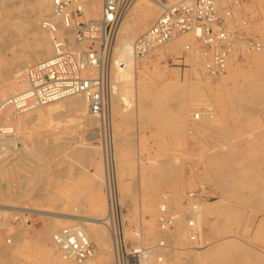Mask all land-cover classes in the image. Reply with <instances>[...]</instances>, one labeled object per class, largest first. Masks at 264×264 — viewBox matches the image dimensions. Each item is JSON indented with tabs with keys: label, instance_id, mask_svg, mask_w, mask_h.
<instances>
[{
	"label": "rangeland",
	"instance_id": "374dc122",
	"mask_svg": "<svg viewBox=\"0 0 264 264\" xmlns=\"http://www.w3.org/2000/svg\"><path fill=\"white\" fill-rule=\"evenodd\" d=\"M36 1L24 0L20 9L27 11ZM40 1L48 14H52L49 0ZM159 2L171 6L177 0ZM221 3L223 6L234 4L236 19L247 23L246 35L264 45V0H221ZM148 4L154 18L145 29L134 32L131 39L144 33L161 13L160 7ZM95 6L93 11L96 12L99 6ZM136 8L135 4L127 19L135 21ZM96 17L89 16L86 11V18ZM3 20L0 21V30H5V42L10 44L12 39L6 35V28L14 34L18 26ZM38 32L45 38L46 50L50 54L48 37L40 29ZM14 35L16 37L18 33ZM185 36L176 39L180 43L179 49L171 50L173 44H169L146 61L136 63L140 72L135 81H117V69L112 74L119 89V95L112 101V114L127 239L132 245L151 249L150 264H155L158 257H163L166 264H209L204 257L201 261L193 259L196 248L201 247L211 248L216 264H264V227H259L264 221V189L258 187L264 188V98L258 103L252 102L255 94L263 93L264 85L250 82L246 86L244 83L257 75L249 61L257 52L246 53L238 48L229 60L225 75L210 81L201 72L195 41L184 43L181 40ZM16 38L9 50L0 53V65L1 62L6 63L3 56L10 63H15L24 46L29 51L34 50L31 35ZM187 45L191 47L190 52L184 50ZM260 54L263 63H260L262 69L259 72L264 78V54ZM41 61H34L24 69ZM194 84L202 85L203 95L192 92ZM2 87L5 86L0 84V90ZM3 93V97L7 96ZM120 97L129 100V111L124 112L126 105L119 102ZM232 100L251 103L242 105L238 111L231 105ZM243 106L254 110L253 114L243 113ZM197 108L208 111L210 115L202 121H194L193 114ZM41 110L43 116L25 117L27 130L18 127L14 135L0 140V161L19 157L25 148L32 150L30 158L19 161L22 169L14 170L12 177L9 174L7 180L0 181V209H23L27 212L16 227L1 222L0 264H54L50 256H57L60 259L58 264H70L64 262L58 253L52 241L53 233L73 225L78 218L88 222L104 219L107 213L101 149L92 136L98 128L97 121L91 119L88 125L94 122L93 125L85 130H64L68 117L59 115L57 111L46 112L45 107ZM22 131L27 137L31 133L33 136L37 134L30 138L32 143L26 137L27 141L24 140ZM35 138L44 146L38 153H33ZM17 160L20 158L11 162ZM123 163L128 165L127 171H122ZM219 165L231 167L232 174L242 178L241 183L222 191L218 187ZM160 169L164 174L167 171V175L158 176L156 171ZM138 170H142L147 179L139 181ZM153 185L158 186L156 193L152 192ZM202 188L205 189V198L195 203L194 210L185 208L183 200L186 195ZM164 196L170 198L169 210L179 217L174 230L165 233L160 231L158 224V212ZM96 197L104 202L102 215L92 212L91 203ZM38 212L49 214L42 216ZM63 216L75 220L62 221L60 218H65ZM3 220L8 221L7 214ZM189 221H194L198 245L195 239H190ZM51 223L55 224L54 229L50 228ZM85 228L97 251L95 264H112V254L108 252L111 246L109 249L98 242L92 232L93 227L85 224ZM102 230L110 240L107 230ZM136 233L141 234V243ZM160 242L164 243L163 249L156 248Z\"/></svg>",
	"mask_w": 264,
	"mask_h": 264
},
{
	"label": "built area",
	"instance_id": "2783aa9c",
	"mask_svg": "<svg viewBox=\"0 0 264 264\" xmlns=\"http://www.w3.org/2000/svg\"><path fill=\"white\" fill-rule=\"evenodd\" d=\"M133 1L100 0V16L89 19L86 18V0H51L54 19H46L41 25L48 35L51 56L24 69L13 81L14 89L0 100V134H4L6 128L13 127V118L36 107L75 96L85 98L87 112L98 123L92 136L101 149L107 206L101 223L110 237L112 264H145L150 253V248L132 245L125 235V210L119 191L111 108L112 74L124 66L115 54L118 26ZM246 31V21L235 17L234 4L223 6L217 0H177L171 6L162 4L159 17L133 40L131 51L135 62L142 63L154 56L158 48L193 33L201 72L207 80L213 81L225 74L238 48L246 53H264V45L248 37ZM184 50L190 52L191 47L187 45ZM88 72L94 74L88 75ZM204 198L205 189L202 188L187 194L183 204L188 208ZM5 214L7 222L3 220ZM25 214L23 209H0V225L8 223L16 227ZM158 215L161 232L173 229L177 214L170 211L166 203L159 208ZM187 228L190 239H195L198 245L195 226L190 222ZM52 241L70 264H95L97 251L83 226L75 223L65 226L53 233ZM156 248L163 249L164 243L160 242ZM155 264L166 262L158 257Z\"/></svg>",
	"mask_w": 264,
	"mask_h": 264
},
{
	"label": "bare ground",
	"instance_id": "6f19581e",
	"mask_svg": "<svg viewBox=\"0 0 264 264\" xmlns=\"http://www.w3.org/2000/svg\"><path fill=\"white\" fill-rule=\"evenodd\" d=\"M23 1L24 0H0V21H2L4 19L3 21H7L10 24L11 23L17 24L18 27H17V30L14 33V34L18 33V35H16V37H22L23 38L24 35H31L33 37V41H34V45H35V48H34V50L32 49V51H29V50L25 49L24 48L25 46H24L23 47V51L20 52L19 59L15 63H10V61H8L7 58H5L3 56L4 61L6 63H2L1 62L2 66L0 65L1 66L0 67V84H3L5 87H2L0 91L4 92L3 93L4 95H8L11 92V91L10 92H6V90H13L14 89L13 81L17 78L18 75H20V72L22 73V69H24L25 67L29 66L34 61L47 59L50 56L51 51H52V49H51L50 54H48V52L46 50V46H45V38L40 35V33L38 32V29H40L46 35V37H48L46 32L42 29L41 25L44 22V20H46V19H54L53 13L52 14L51 13L48 14L47 9L45 8L46 6L40 0L36 1V4H34L27 11H25V10L23 11V10L20 9L21 4H22ZM49 2H50V5H51V0H49ZM148 2L153 4V5H155V6H157V7H160V9H161L162 3H160L159 0H134L133 1V5L130 8V10L120 20V23H119V26H118V32H117V36H116L115 54H116V59L119 60V61H122L124 66L122 68H118L117 69L118 75L116 76V78H117V81H119V82H124V81L127 82L128 80L130 82L135 81L137 74H139V72H140L138 70V68H137V64H136V62H135V60L133 58V54H132V51H131V45H132V42H133L134 39H131L130 36L133 35L134 32H140L142 29H145L150 24L152 19L154 18V14H153V12H152V10L150 8L151 5L149 6ZM217 3L219 5L222 4L221 0H217ZM135 4L137 5L136 13L134 14L135 15V17H134L135 21H132L131 18L127 19V17L131 13L132 9L135 7ZM94 5H96L95 7L99 6V9H100V5H101L100 0H92V1H90V3H89V0H88L86 2L85 8H86L87 14L89 16H97L96 18H94V19H97L100 16V11H99V13L97 12L99 9L96 12L93 11V6ZM87 7H88V9H87ZM51 9H52V12H53L52 5H51ZM94 10H95V8H94ZM18 23H20V24H18ZM123 26H125V27L122 30ZM6 33H7L6 34L7 36H10L12 41H11L10 44L6 43L5 42V30H0V53L1 54L4 51L9 50L11 48V46H12L11 45L12 42L14 43L15 39H17L15 37V35L13 34L12 30H8L6 28ZM185 35L186 36L181 40L182 42L188 43V44H192L193 40L195 41V35L193 33H188V34H185ZM178 38H176V39H178ZM176 39H174L173 41L165 44L162 47H166V45L173 44V47H170L171 50H175L177 48L179 49L180 48V43L179 42L177 43ZM47 40H49V39L47 38ZM18 42H19V40H18ZM195 45H196V41H195ZM50 47H51V45L49 43V48ZM162 47L158 48L157 51H159V49H161ZM167 48H168V46H167ZM184 49H185V47H184ZM260 53H263V52H257L249 59L251 65L254 66V69H255V72H257L256 73L257 75H256V77L254 76L253 78H255V79H253L251 81H248V82L244 81L246 86L249 85L250 82H258V83H262L264 85V78L262 77V74H260L261 69H262V68H260V63L261 64L263 63V59H262V56H261ZM194 73L198 75L199 72H197V73L194 72ZM87 74L88 75H93L94 72H88ZM224 75H222L220 77H223ZM220 77H218L217 79H219ZM233 79H234L233 83L235 84L236 83L235 77H233ZM115 80L116 79H114V77L112 76V91H113V93H112V97H111V108H112V101L119 95V89H118V87L116 85L117 83H114ZM191 90H192V92L194 94L203 95V93H204V88L200 84L192 85L191 86ZM1 93H0V98L3 97V95ZM78 97H82V96L70 97V98H67V99H64V100H61V101H57V102H54V103H51V104H47V105H44V106H39V107H36V108L30 110L28 113H26V114H24V115H22L20 117L13 118L12 126L14 128L13 127L11 129H9V128L7 129L6 128L4 130V134H0V140L5 138V137H9L10 136L9 135L10 132L11 133L12 132L15 133L18 127H20L21 129L22 128L25 129L26 128L25 126L27 125V123H25V122H27V118H25V117H31L33 115H35V116L42 115L44 113L43 110H41L43 107H45L46 112H53V111L56 112L57 111L59 115H63L64 117L66 116V118L67 117L69 118V121H68V123H66V126H65L64 130L68 129V128L69 129L85 130L86 128H88V126H92L93 125L94 122L91 123V125L90 124L88 125V123L91 121V119H94V118L91 117L90 115H88V113H87V104H86L85 98L82 97L81 99H78ZM261 98H264V91H263V93L261 95L255 94L252 102L253 103H258V101ZM119 102H122L123 104L126 105L125 106L126 109H125L124 112L129 111L131 109V108H129L131 104L129 103V100L126 97H120L119 98ZM230 103H231L232 106H234L236 108V110L238 109V111H239L241 109L240 107L242 105H249L251 102L247 101V102L242 103V102H239V101H236V100H232V102H230ZM242 108L243 109L241 111L243 113H245V114H253V112H254V110L246 108L245 106H243ZM198 110H199V108L195 109V112L193 114L194 121H202L205 116L210 115L209 113L205 114V113H203V111L199 110L200 111L199 112ZM179 113L182 114V111L179 110ZM55 114H57V113H55ZM157 116H159V115H157ZM25 130H27V129H25ZM27 132L29 133V131H27ZM36 135L37 134H35L33 136V134L31 133L27 137V135H25V131H22V136L24 137V140L27 141V139H28L30 143H32L30 141V138L32 139ZM25 137L27 139H25ZM33 141H34L33 153H35V152L38 153L40 151V148L42 147V144L40 143L41 140L39 142V140L37 138H35ZM45 145H48V144H45ZM43 147L41 149H43ZM115 153H116V150H115ZM31 154H32V150H26V148H25L23 153L19 157L16 156L15 158H13V159H11L9 161H5V160L0 161V181L7 180L9 178L8 177L9 174H11V177H12L13 173H14V170L17 171L19 169H22L21 168L22 164H20L19 161L30 158ZM91 157H93V156L91 155ZM16 158H18V159L20 158V160H17L14 163L11 162V161L15 160ZM116 166H117V160H116ZM224 166H222V165L218 166V179H219L218 180V187L221 188L222 191L223 190H228L232 186H234L236 184H240L241 181H242L241 177L234 176L232 174V168L231 167H224ZM121 168H122V171H127L128 165L123 163L121 165ZM98 171H99V167H98ZM156 172L158 173V176H160V177H164V176L167 175V171H165L166 172L165 173L166 175H165L163 169H160L159 171H156ZM47 174L49 175V173H47ZM117 174H118V171H117ZM78 175H80V174H78ZM56 176H57V173H56ZM53 177H55V176H53ZM137 177H138V180L141 181V182L143 180L147 179L143 175V171L142 170H138ZM95 181H96V179H95ZM97 181H98V179H97ZM257 184H259V183L257 182ZM258 187H261V189H264L260 185ZM95 189H96V187H95ZM221 189H220V191H221ZM157 190H158V186L153 185L152 186V192L156 193ZM94 192H96V191H94ZM162 201L163 202H162L161 206L164 203H166L167 206L169 207L170 198H167V196H164ZM220 201H221V199H220ZM198 202H200V201L191 203L190 207H188V209L193 208L195 206V203H198ZM219 203H221V202H219ZM184 207L187 208L186 206H184ZM91 209H92V212L95 215L104 214V211H105L104 202H102L101 199L99 200V197L93 198L92 203H91ZM194 209L195 208H193L192 210H194ZM30 211H32V210H30ZM30 211H28V212L31 213ZM34 212L36 213V211H34ZM38 214H41L42 216H46L49 213L38 212ZM63 217H65V216H63ZM60 219H62V221H69V220H71V221L73 220L74 221L75 220V219H71V218H68V217L67 218L66 217L65 218H60ZM124 219H125V215H124ZM178 219H179V217L177 215L176 223H177ZM86 220H83L82 218H78V219H76V221H74V223L83 226L86 234H87V231H86V228H85V224L88 227H93L94 231H92V232H93L95 238L98 240V242L102 246L109 248V245L111 246V244H110L111 241L108 240V237L104 233V230H102V228H105L102 225V223H101V220H103V219H93V220H88V222ZM189 223H190V221L187 223V226H188ZM191 223L194 225V221L191 222ZM259 227H261V228L264 227V221H262L260 223ZM50 228L54 229L55 228V224L51 223L50 224ZM126 231H127V228H126ZM164 233H161V234L163 235ZM169 234H170V232H169ZM125 235H126V238H127L128 235L126 233H125ZM186 237H187V235H186ZM136 238L137 239L139 238V242L140 243L143 241V238H142L140 233L139 234L136 233ZM45 239L47 240L48 238H45ZM109 239H110V237H109ZM109 241H110V243H109ZM7 243H10V241H8ZM108 252L111 253V250H108ZM58 253L62 256V254L60 252H58ZM150 257H151V249H150V253L146 257L145 264H150ZM194 257L195 258H193V259H195L196 261L197 260L201 261L202 257H204V260L206 261V259H207L209 264H216V258L213 256V251L211 250V248H205V247L196 248ZM235 257H236L237 260L240 259V257L238 255H236ZM249 257H251L250 259H252L253 261H256V258H254L253 256L249 255ZM50 258H52V260L54 261V264L60 263V259L57 256H55V257L54 256H50ZM191 261H192V259H191ZM64 262H65V260H64Z\"/></svg>",
	"mask_w": 264,
	"mask_h": 264
}]
</instances>
